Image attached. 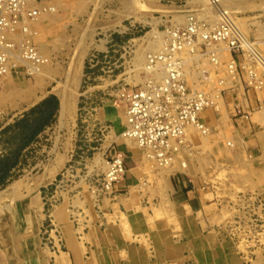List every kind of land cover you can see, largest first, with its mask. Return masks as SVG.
<instances>
[{
	"label": "rangeland",
	"instance_id": "374dc122",
	"mask_svg": "<svg viewBox=\"0 0 264 264\" xmlns=\"http://www.w3.org/2000/svg\"><path fill=\"white\" fill-rule=\"evenodd\" d=\"M237 1L241 4L234 6ZM245 1H254L255 6H246ZM139 2L143 4L135 8L136 13H127L130 0H53V20L40 35L51 49L50 65L58 66L61 75L46 79L33 102L12 110L0 108V159H7L0 164V173L16 160L5 172L0 191L15 180L27 181L40 175L52 160L55 138L66 137L57 126L58 98L52 87L58 81L65 82L68 73L76 72L78 95L71 142L65 164L40 187L44 188L39 239L26 230L20 245L14 232L15 242L8 239L3 248L5 264H18L19 258L25 264L33 261L35 254L41 264H66L67 251L74 252L75 264H259L264 257V173L255 169H264V94L249 86L244 61H249L245 54L250 53L241 41L232 52L236 59L233 79L224 70L225 61L210 83L216 96L205 116L211 126L212 145L209 154L200 153L199 145L193 148L189 161L196 168L194 176L183 169L175 170L163 185L159 168L143 158L138 146L135 150L142 158L133 160L132 146L113 142L112 131H103L98 123L99 104L115 106L116 90L139 82L137 77L143 70L136 69L135 58L137 53L146 55L149 51L143 52L141 47L146 33L153 28L166 33L169 27H182L179 25L185 23L179 24L175 18L179 15H189V22L194 21L198 27L190 14L198 12L199 19L207 21L203 0ZM218 3L224 9L225 5L231 7L234 17L242 20L239 24H243L246 37L264 54V0ZM225 24L219 23L229 27ZM81 49L84 56L77 58ZM211 55L207 52L205 56L212 60ZM250 57L263 76V66ZM202 65L213 69L208 62H200V68ZM16 68L14 71L26 78H19V82L34 84L35 78H29L22 66ZM50 96L56 102L51 99L43 103ZM123 130L124 125L120 133ZM113 150L123 152L126 171L111 194L99 195L91 186L105 173L106 157ZM133 166L137 168L129 170ZM182 177L192 178L200 188V211H193L171 192V178ZM192 203L196 205L194 199ZM25 247L37 251L25 254ZM57 252L58 257L55 254L56 259L50 263V255Z\"/></svg>",
	"mask_w": 264,
	"mask_h": 264
},
{
	"label": "bare ground",
	"instance_id": "6f19581e",
	"mask_svg": "<svg viewBox=\"0 0 264 264\" xmlns=\"http://www.w3.org/2000/svg\"><path fill=\"white\" fill-rule=\"evenodd\" d=\"M205 1L208 0H203V2ZM210 1L212 3L211 6L205 2L206 6L203 7V9H207V21L204 22V20L199 19L197 16L198 12L190 14L196 18L199 25L198 33L193 42L188 45L186 42L182 41L183 43L181 42V45L179 44L170 50L171 61L175 62L174 67L178 69L175 77H177L180 87L175 89V91L174 89L169 91V98H171L170 102L163 100L157 89L152 90L155 95L159 94V96L157 95V97H154L155 102L163 103L170 109L168 112L170 116H167L169 119H173L175 124L173 128L175 129L179 126V130L168 135L163 141L158 142L156 145L141 142L136 136L128 134V130H123L119 134H115L112 131L113 142L122 141L132 146L133 160L136 159V156L137 158H142V154H137V150H135V147L138 146L141 149V153H143V158L145 156L149 163L159 168L158 175L165 180L162 184L167 182L169 175L175 170L183 169L182 171L187 175H195L197 172L196 168L191 164L189 158L193 157V148H196V145L200 146V149H198L200 153L208 152L209 154L212 145L210 139L211 135L209 136L211 133V126L207 121L208 118L205 116V112H207L216 96L212 91L210 83L215 75L214 72L219 70L217 68L221 62L223 64V62L226 61L224 70L227 75L231 79L235 76L236 73L234 68L236 59L232 56V52L233 49L239 47L236 42L238 41L240 43L241 41L246 50L253 58H256L264 68V54L258 52L254 47V42H251L244 34L243 24L240 25L242 20L234 17L230 10L231 7L228 5H225L226 9H224V7L218 3L220 0ZM130 3L131 5L126 7L127 13H136L135 8L143 4V2L140 3L139 0H130ZM254 3V1H245L244 4L246 6H255ZM239 4L241 3L237 1L234 6ZM213 7L216 9L215 13ZM34 10H36V12L29 14V12ZM54 10L55 5L53 0H20V7L16 12V17L13 22L0 27V51L4 52V58L2 57L0 59V108L3 110H12L14 107L18 106L19 108L23 104L33 102L36 99V93L42 91L46 79H52L56 75H61V69L58 66L52 67L50 65V58L48 55L51 49L44 44L42 36L40 35L41 32L48 27V21L53 20L50 17ZM188 16L187 18L185 15L175 17L176 20L180 21V23L177 22V24L185 23L179 25L182 27H169L170 29L168 28L165 30L166 33L153 28L142 37V39H145L143 42L141 41L143 43L141 47H144L143 52L144 49L149 51H147L146 55H141L140 53L136 54V69L143 70L141 72L142 75L137 77V81H139L135 83L137 86L146 88L144 85L152 84L151 88H154L157 87V85H163L165 83L168 69H171V65L165 63L163 58L161 59L159 56H161L163 52L165 53V50L169 49L172 45L168 35L169 31L175 29L185 30L189 23ZM220 22L229 25L227 36L214 40L203 39L200 31H210L214 28H211L212 26L219 25ZM150 35V39H146L147 36ZM231 41H235V45L231 46ZM26 44L32 46L38 59H32L33 55L29 56L24 54V45ZM202 46L206 48V51L204 50V52H202ZM207 52L213 53V55H211L212 60L207 59L209 56L206 58L205 55H207ZM250 54H245V57L249 58L248 62L243 60L246 67V75L249 78L248 81H251L249 83L251 85H248L253 87L252 89H257L264 94V75L261 76V73H259L260 69H256L257 63L255 65L252 64ZM83 56L84 53L81 49L77 54V58H83ZM161 57H163V55ZM212 57H214V59ZM200 58H202V61ZM151 59L152 63H150ZM206 59L211 67L213 66V69H208L209 67L204 65L200 68V62L207 63ZM15 65L24 67L25 71L30 74L29 78H35L36 81L34 84L19 82V78H26L18 74L19 71L17 73L14 71L15 69H13V67ZM136 69L135 71H137ZM78 79L76 72L68 73L65 82L58 81V85L52 87L53 90L51 89L58 98L57 126L60 130L66 132L65 138L63 135L55 138L56 149L52 160L45 165L44 171L40 175L28 178L27 181H24L25 178L15 180L6 190L0 191V264H5L6 256L3 248L6 245V240L9 239V241L15 242L19 238L18 242L22 245V236H24L23 233L26 232V230L34 234V239L38 238L37 232L42 222L43 207L40 187L54 176L66 162V150H68L70 146L72 134L71 126L73 125L72 122L74 121L76 113ZM136 85L127 86L124 84V87L131 88ZM120 96V92L116 90L115 100L118 106H120L121 117L125 129V126L128 124L127 104ZM185 101H194L198 107L196 106V109L192 107L187 113V115H192L191 118L194 119L180 122L181 120H175V115L177 113L176 107L181 103H185ZM117 103L115 102V104ZM62 139L65 140L62 141ZM107 143L109 144V142ZM226 144L229 146L233 145L231 141H226ZM235 145L236 148L237 144ZM180 155L182 158H185V161H180ZM106 164L105 172L107 173L109 170L107 159ZM136 168V166H133L129 170L134 171ZM255 169L256 173H264V169L259 166ZM166 184L164 187H167ZM91 190L99 195L111 194L113 192V190L110 192L104 189L101 190L100 187L95 184L91 186ZM133 195V192H131L130 197ZM14 232L16 233V236L14 235L16 237L14 238L15 241L12 238ZM69 239L72 241L71 234L69 235ZM259 262V264H264V257H261Z\"/></svg>",
	"mask_w": 264,
	"mask_h": 264
},
{
	"label": "built area",
	"instance_id": "2783aa9c",
	"mask_svg": "<svg viewBox=\"0 0 264 264\" xmlns=\"http://www.w3.org/2000/svg\"><path fill=\"white\" fill-rule=\"evenodd\" d=\"M19 7L20 0H0V27L13 22ZM34 12H36V10L29 12V14ZM227 28L228 27L225 28L224 26L219 25L212 31H203L201 35L205 40H214L220 37L223 38L226 37L229 32V28ZM197 33L198 26L194 21H190L185 30L175 29L169 31L168 35L172 45L169 49L165 50V53H162L163 57H161L162 55L159 56V58H163L165 63L171 65V69H168V75L163 85H157V87L154 88H151L152 84L144 85L146 88L137 85L131 88H126L122 85L121 88H118V92H120L121 95L120 97H122L127 104L128 124L125 126L124 130H128V134L136 136L141 142L156 145L158 142L163 141L168 135L179 130V126L178 128H173L175 125L173 119H169L168 117L170 116L168 114L170 109L163 103L155 102L154 97H157V95L159 96V94L155 95L152 90L157 89L161 98L166 102H170L171 98H169V91L171 89H174L175 91V89L180 87L177 77H175L178 69H175L174 67L175 62L171 61L170 50L178 46L182 41L189 45L193 42ZM234 42L235 41L230 42L232 46L235 45ZM35 53L36 52L33 51L31 45H24L25 55H33L32 59H38ZM3 54L4 52L0 51V59L2 57L4 58ZM150 63H152V59L150 60ZM17 66L18 65H15L13 69H16ZM185 103H181L176 107L177 113L175 115V120L178 119L181 120L180 122H184L189 121V119H194L191 118L192 115H187V113L192 107L193 109H196L197 105L194 101H185ZM106 159L109 164V170L107 173H104L103 177L97 180L96 186H99L101 190L104 189L110 192L113 190V186L125 173L124 154L120 151L113 150Z\"/></svg>",
	"mask_w": 264,
	"mask_h": 264
},
{
	"label": "crops",
	"instance_id": "0c3cea01",
	"mask_svg": "<svg viewBox=\"0 0 264 264\" xmlns=\"http://www.w3.org/2000/svg\"><path fill=\"white\" fill-rule=\"evenodd\" d=\"M99 108L100 109L98 110V112L96 111V113H97L96 116L99 120L98 123L103 128V131H106L107 133H110V131H113L115 134L120 133V131L122 130V127H123V120L121 117L120 106H118V103L115 106H113L111 104L102 102L99 104ZM115 125H117L118 128ZM123 146H126V145H123ZM30 163L31 162L29 161V164ZM125 183H126V181H125ZM171 184H172L171 185V187H172L171 192L173 191V193H176L178 197L180 196L182 202L187 203L188 206L193 211H196V212L200 211V208L203 204V200H202V196L200 195V188L193 182L192 178L191 179L190 178L185 179L184 177H182L180 179H176V178L172 179L171 178ZM43 188L40 190L42 197H43V194H42ZM193 199H194V203L196 204L195 206L192 203ZM25 213H26V211H25ZM73 225H74V223H73ZM84 231L87 232L88 228L86 230H83L82 232H84ZM202 231L205 232L204 229H202ZM65 243H64V247H65L64 250L67 251V245ZM86 245L91 246V244H89V243H86ZM22 250L25 254L28 251H30V252H32V250L35 252L37 251V249L35 247L34 248L32 247L30 249H28V247H25ZM59 253L58 252L54 253V254L51 253L52 255H50V257H49V262L53 263L54 260L56 259V257H58ZM55 254H56V257H55ZM66 254L69 256V258H67L66 264H75L76 263V256L74 255V252L67 251ZM151 254H152V256H154L153 253H151ZM185 254H187V253H185ZM190 261L191 260L189 259V262ZM23 262L24 261L21 258H19L18 264H24ZM38 263L41 264V259H40V261L39 260L37 261L36 254H35V256H33V261L32 260L26 261L25 264H38ZM56 264H62V263H56Z\"/></svg>",
	"mask_w": 264,
	"mask_h": 264
},
{
	"label": "trees",
	"instance_id": "16d2710c",
	"mask_svg": "<svg viewBox=\"0 0 264 264\" xmlns=\"http://www.w3.org/2000/svg\"><path fill=\"white\" fill-rule=\"evenodd\" d=\"M51 99H54V100H55V97H54V96H50L49 98L45 99V100L43 101V103H45V102H47V100H51ZM55 102H56V100H55ZM55 102H54V103H55ZM54 106H55V104H54ZM54 108H55V107H53V109H54ZM6 160H7L6 158H4V159H0V164L2 163V161H6ZM15 161H16V160H15ZM15 161H11V162L7 165V168H4L3 171H2V173H0V183L2 182V180H3V178H4L5 172H6L9 168H11V167L14 165ZM0 170H1V168H0Z\"/></svg>",
	"mask_w": 264,
	"mask_h": 264
}]
</instances>
